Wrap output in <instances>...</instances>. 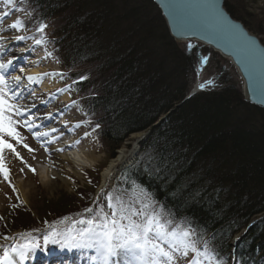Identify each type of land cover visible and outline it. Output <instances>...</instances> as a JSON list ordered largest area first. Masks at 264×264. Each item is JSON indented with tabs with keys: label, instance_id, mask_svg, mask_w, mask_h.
Here are the masks:
<instances>
[{
	"label": "trees",
	"instance_id": "trees-1",
	"mask_svg": "<svg viewBox=\"0 0 264 264\" xmlns=\"http://www.w3.org/2000/svg\"><path fill=\"white\" fill-rule=\"evenodd\" d=\"M38 4L45 22L54 23L50 38L57 41L61 67L70 73L85 67L94 76L76 86L81 104L92 108L93 121L101 125L109 159L130 136L149 132L135 160L167 156L171 183L139 177L156 198L178 217L206 226L208 236L232 225L231 238L218 243L230 253L235 241L242 264L264 256V223L253 224L264 218V110L243 100L226 69L219 70L216 87L188 97V75L203 49H180L151 0ZM224 6L251 33L263 34L256 15L239 0H224ZM135 160L114 185L135 172ZM178 186L184 193L170 197ZM67 200L58 199V209L77 212Z\"/></svg>",
	"mask_w": 264,
	"mask_h": 264
},
{
	"label": "snow or ice",
	"instance_id": "snow-or-ice-1",
	"mask_svg": "<svg viewBox=\"0 0 264 264\" xmlns=\"http://www.w3.org/2000/svg\"><path fill=\"white\" fill-rule=\"evenodd\" d=\"M0 6L6 9L0 11V175L3 182H7L12 191L18 193L19 190L11 182L9 153L33 174L36 173V169L28 164L18 150L22 147L29 153L36 151L26 142L28 137L21 129L30 133L50 157L52 151L62 153L66 151V147L71 148L81 143L77 139L66 147L50 149L66 133L91 127V132L83 133V138H87L101 125L95 122L94 127L92 126L95 112L91 107L86 109L81 104L84 97L71 99L74 92L80 91L74 86L88 80V75L81 74L70 84L37 95L34 86H41L46 79L58 82L69 78L67 72L59 70L27 71V68L38 67L43 61L60 62V58L55 55L58 49L48 47L50 44L54 46L57 41L46 32L49 25L40 14L38 0H0ZM163 6L178 35L184 34L185 29L188 35H192L191 28L181 22L182 18H187L198 9L208 10L209 15L200 27L214 31L222 39L238 46V58L242 56L249 64H259V94L264 99V47L246 32L238 31L239 26L228 19L216 0H206L205 3L197 0H165ZM13 15H16V19L5 26L4 21L11 19ZM6 32L11 35H5ZM27 41L32 43L20 48L18 54L9 55L13 51L8 47L10 42ZM194 47L196 46L191 43L187 46L188 50ZM38 49L42 50L43 55L37 56L35 60L31 59ZM208 61L207 56L197 58V77ZM245 72L248 74V64H245ZM216 86L214 78L198 84L200 90ZM249 87L255 94L251 74ZM64 95L69 96V101L61 103V107L54 111H42L38 107L37 101L47 108ZM73 109L85 119L71 122L63 120L60 127L52 126ZM32 159H36L35 155ZM135 165V172L124 175L122 182L118 181L111 188L102 187L91 198L92 203L74 216L65 215L51 222L45 220L43 229L32 228L14 235L0 233V239L8 242L0 243V264H25L35 258L37 250L45 251L49 245L67 251L92 250L94 254L89 257L91 264H230V261L242 264L237 255V245L234 244L232 251L228 253L224 251L223 244L218 243L223 237L231 238L232 225H229L227 232L208 236L206 226L196 223L188 216L178 217L172 206L157 199L155 192L139 179L144 175L150 180L171 183L167 173L168 158L163 152L158 154L154 162L152 159L147 163L137 159ZM25 167L20 169L21 173L25 171ZM109 178H112L111 174ZM51 179H55V176ZM67 179L72 180V177ZM72 182L75 183L74 180ZM89 183L92 181L89 180ZM184 191L183 187L178 186L168 195L175 198L177 192L183 194ZM80 195L83 198V194ZM17 200L20 203L10 205L13 211L25 203L20 200L19 195ZM3 220L4 217L0 216V221ZM256 223H264V218L259 222L253 221V224ZM61 225L67 226L61 228ZM4 227L7 228V224ZM240 240L241 237L237 236L236 241ZM251 264H264V256L258 260L251 258Z\"/></svg>",
	"mask_w": 264,
	"mask_h": 264
},
{
	"label": "rangeland",
	"instance_id": "rangeland-1",
	"mask_svg": "<svg viewBox=\"0 0 264 264\" xmlns=\"http://www.w3.org/2000/svg\"><path fill=\"white\" fill-rule=\"evenodd\" d=\"M239 1L246 7L248 12L256 15V20L260 23L263 34L256 33L255 35L260 39V41L262 39L264 42V0ZM4 10L6 9L0 6V11ZM15 19L16 15H13L11 19L5 20V26ZM47 24L49 25V27L48 29H46V32L51 37V30L53 29L54 23L48 22ZM5 35H11V33L6 32ZM31 43V41H27L26 43L10 42L8 44V47L13 49V51L9 53V55L18 54L20 48H24L27 46V44ZM176 43L182 50H188L187 46L189 43H191L196 46L192 49H203V53L201 54V56L209 57L208 64L204 66V70L199 77H197L196 75V67L192 69L190 76L188 75V78L190 79V90L192 89L194 91L196 85L209 78L216 79L219 75V70L226 69L233 78L236 87L241 91L242 94V81L235 68L227 59L221 57L219 54L213 52L210 48H207L197 42L186 41ZM48 47L49 49H51L55 46L50 44ZM39 55H43V52L40 49L37 50L36 55L31 56V59L35 60ZM55 55L57 56V52L55 53ZM33 69H38V72L59 70L67 72L69 77L68 79L58 82H50L46 79L41 86H34L36 87L38 96L46 92L54 91L56 88L63 87L65 84L72 83V80L77 79L81 74L88 75V77L94 79V76L89 73V70L85 67L74 70L75 73H70L69 71L64 70L61 67L60 63H56L53 60L43 61L38 67L27 68V71L31 72V70ZM207 88L208 87H206L205 89ZM64 96H61L59 101L49 105L47 108H45L43 105H39V102L37 101L38 107L43 108L42 111H54L56 108L61 107V103H67L69 101V96H67L66 99H63ZM77 97H80V94H78V92H74L71 96V99H76ZM33 111H35V109ZM82 119H85V117L80 113H77L75 109H73L71 113L65 115L60 120V122L54 124V126L60 127L63 124V120H69L71 122L74 120ZM94 124L95 122L92 125L93 127ZM21 131L25 136L28 137L26 142L36 151L35 153H29L22 147L18 148V150L21 152V155L24 157V159L27 160L28 164L32 165V167L36 169V173L33 174L18 159H16L11 155V153H9L11 182L19 191L18 193L13 192L11 186H9L7 182H3V177L2 175H0V216L4 217V220L0 221V233L6 235H14L15 233L27 231L32 228L43 229L45 227V220L51 222L65 215L74 216L76 213L81 212L85 207H88L92 203L91 198H94L96 194L100 192L102 187L107 186L111 188L112 186H114L115 180L125 166L123 167V169L116 172L111 179L108 178L104 183V186H101L100 174L104 167H106L112 159H115L119 152L127 155L134 146L135 140L138 137H143L144 133H146L142 132L130 136V138L127 139L118 150H116L115 156L109 159L110 154L107 150L106 143L99 134V129L96 132L92 133L91 136L83 138L84 131L91 132V127H82L76 130L74 133H66V135L58 143L50 146V149H55L60 147V145L62 144L70 143L77 139L81 140V143L79 145H75L71 148L66 147V151L62 153L52 151V159L50 163V161H48L49 154L44 152V149L40 146L39 143H37L36 140L32 138L31 134L23 129H21ZM142 141L143 139L139 140L137 142V146H139ZM72 152L79 153L82 156L83 162L81 165L73 162V160L70 158L72 156ZM33 155H35L36 159H32ZM66 157L69 160L68 162H59L60 159H65ZM134 157L128 160V162L126 163L127 167L130 166V162ZM44 159H47V161H43ZM53 163L55 166H53ZM22 167H25V171L23 173L20 172V169ZM46 171H48L49 176L45 178V182H42L40 174L45 175ZM53 176H55V179H51V177ZM69 176L72 177V180L67 179V177ZM73 180L75 181V183L72 182ZM89 180H91L92 183H89ZM80 194H83V198H81ZM17 195H19L20 200L24 201L25 203L21 204L20 207L13 211L10 205L14 203H20V201L17 200ZM65 196L67 199H69L67 200L68 202L74 203L76 205L77 212L66 214L65 212H62L58 209V206L56 205L57 200L61 198L63 199ZM10 212L12 214H9ZM4 224H7V228L4 227ZM22 225L24 226L22 227ZM66 226L67 225H61L59 227L64 228ZM0 243L8 242L0 239ZM46 250H48V248ZM38 251L40 250H37L36 252ZM86 252L88 254H91V256L94 254L92 250L86 249Z\"/></svg>",
	"mask_w": 264,
	"mask_h": 264
},
{
	"label": "water",
	"instance_id": "water-1",
	"mask_svg": "<svg viewBox=\"0 0 264 264\" xmlns=\"http://www.w3.org/2000/svg\"><path fill=\"white\" fill-rule=\"evenodd\" d=\"M152 3L157 8L160 16L162 17L167 32L171 39L174 42H186L193 41L203 46L210 48L213 52L218 53L221 57L227 59L232 66L235 68L237 74L239 75L242 81V96L246 103L253 105L255 107L261 108L264 110V99L261 98L259 94V64H249L247 60L241 56L238 58V53L240 52V48L233 43L222 39L218 34L211 30H204L200 27L205 21V18L209 15L208 10L206 9H198L189 14L187 18H182L181 22L186 23L188 27L191 28L192 35L187 34V29H185L184 34L178 35L176 29L172 27V22L168 17L167 10L163 6L165 0H151ZM199 3H205L206 0H197ZM216 3L220 8L223 9L225 15L228 19L233 23L239 26L238 31L246 32L251 37L257 40V43L264 47V44L260 41V39L253 33H251L244 25L238 20L233 19L230 14L227 12L224 6V0H216ZM244 60L242 63L241 61ZM245 64H248V74L245 72ZM249 74L252 76V85L256 89L255 94L249 87ZM162 118H160L155 125H157ZM149 132L144 133L142 139L143 141L148 137ZM141 139V140H142ZM139 146L137 148L136 154L138 153Z\"/></svg>",
	"mask_w": 264,
	"mask_h": 264
},
{
	"label": "bare ground",
	"instance_id": "bare-ground-1",
	"mask_svg": "<svg viewBox=\"0 0 264 264\" xmlns=\"http://www.w3.org/2000/svg\"><path fill=\"white\" fill-rule=\"evenodd\" d=\"M216 54H218V53H216ZM31 72H38V69H33V70H31ZM194 90L197 91L198 90V87H196ZM192 95H194L193 90L192 89L191 90L189 89V92H188L187 96L190 97ZM66 98H67V96H64L63 97V99H66ZM40 109L43 110V108H40ZM141 139H142V137H138L135 140L134 146L132 147V149L129 151V153L127 155L124 154V153H122V152H119V154L116 156V158L115 159H112L107 164V166L104 167V169L102 170V172L100 174L101 186H104V183L109 178L110 174H111V177H113L116 172H118L119 170L123 169L121 166L122 165L125 166L126 163L128 162V160L130 158H132L136 154V151H137V148H138L137 142L139 140H141ZM61 146H63V144L60 145V147ZM71 155L72 156L70 158L73 160V162L78 163V165H81L82 164V162H83L82 159L83 158H82V156L79 153L72 152ZM51 159H52V157L50 156L48 158V161H51ZM43 161H47V159H44ZM68 161L69 160L67 159V157L65 159H60L59 160L60 163H64V162H68ZM124 169H125V167H124ZM40 175H41L40 178H41V181L42 182H45V178L49 176L48 175V171H46L45 175H42V174H40Z\"/></svg>",
	"mask_w": 264,
	"mask_h": 264
},
{
	"label": "built area",
	"instance_id": "built-area-1",
	"mask_svg": "<svg viewBox=\"0 0 264 264\" xmlns=\"http://www.w3.org/2000/svg\"><path fill=\"white\" fill-rule=\"evenodd\" d=\"M196 87H198L197 85H196ZM205 90V89H204ZM198 92H200V91H202V90H200L199 88H198V90H197ZM197 91L196 90H194L193 91V93H197Z\"/></svg>",
	"mask_w": 264,
	"mask_h": 264
}]
</instances>
